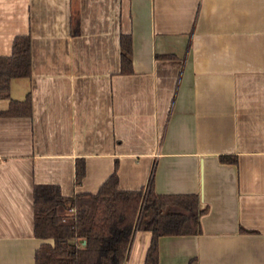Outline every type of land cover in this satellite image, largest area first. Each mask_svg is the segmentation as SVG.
Returning a JSON list of instances; mask_svg holds the SVG:
<instances>
[{
	"label": "crops",
	"instance_id": "obj_1",
	"mask_svg": "<svg viewBox=\"0 0 264 264\" xmlns=\"http://www.w3.org/2000/svg\"><path fill=\"white\" fill-rule=\"evenodd\" d=\"M16 35L31 73L0 110L29 94L31 116L0 118V264H34V184L95 193L115 166L121 189L207 206L200 234L159 238L158 264H264V0H0V55ZM150 240L136 231L124 264Z\"/></svg>",
	"mask_w": 264,
	"mask_h": 264
},
{
	"label": "trees",
	"instance_id": "obj_2",
	"mask_svg": "<svg viewBox=\"0 0 264 264\" xmlns=\"http://www.w3.org/2000/svg\"><path fill=\"white\" fill-rule=\"evenodd\" d=\"M120 48V72L131 73L129 34H121ZM30 73V37L16 35L11 54L0 55V99L9 98L12 79L29 78ZM30 116L29 94L23 100L10 98L8 106L0 110V118ZM218 160L237 162L235 155H219ZM84 176V160L76 159L75 183ZM32 203L33 235L41 240L34 252V264H124L139 230L151 232L143 264H158L159 238L200 234V217L207 212L197 193L158 194L152 179L137 190L119 188L116 166L95 193L63 196L56 184H34Z\"/></svg>",
	"mask_w": 264,
	"mask_h": 264
}]
</instances>
